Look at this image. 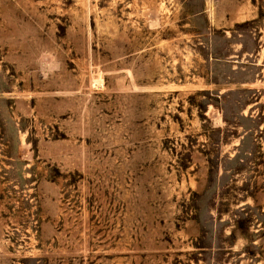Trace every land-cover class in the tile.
<instances>
[{"label": "rangeland", "instance_id": "374dc122", "mask_svg": "<svg viewBox=\"0 0 264 264\" xmlns=\"http://www.w3.org/2000/svg\"><path fill=\"white\" fill-rule=\"evenodd\" d=\"M0 264H264V0H0Z\"/></svg>", "mask_w": 264, "mask_h": 264}]
</instances>
